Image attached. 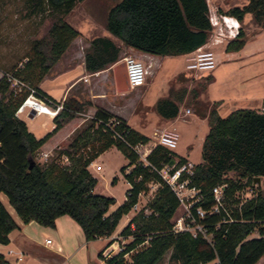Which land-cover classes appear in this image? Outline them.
Listing matches in <instances>:
<instances>
[{"label": "trees", "instance_id": "16d2710c", "mask_svg": "<svg viewBox=\"0 0 264 264\" xmlns=\"http://www.w3.org/2000/svg\"><path fill=\"white\" fill-rule=\"evenodd\" d=\"M25 1L29 13L57 14V17L48 27L47 38L34 39L25 61L0 76V195L6 196L20 219H34L52 227L58 215L68 214L78 222L84 238L90 240L111 234L122 214L137 202L139 193L148 191L150 182H156L152 196L119 231L130 236V240L103 257L105 264H156L169 248L181 264H254L264 253V191L257 188L249 197H241L238 191L251 184L255 175H264V97L261 108L239 106L225 115L217 111L218 100L212 102L207 114L209 127L201 144L202 159L194 163L188 180L189 185L198 187L200 194L190 206L194 220L204 225L209 239L198 231L196 234L189 230L174 231L172 217L179 199L158 170L171 159L169 165L175 168L186 158L156 143L146 154V162L143 161L132 145L147 142L150 137L123 117L98 107L88 122L73 131L66 146L59 149L58 157L65 154L68 164L59 163L58 158L47 162L36 158V150L46 138L82 112L87 102L73 96L65 98L52 116L51 130L36 137L15 113L26 92H14L6 73L27 80L39 94L56 101L37 82L79 34L64 15L80 0ZM246 12H251L253 20L264 27V0H247L226 9L238 20ZM104 24L124 44L159 54L191 51L207 40L211 29L207 0H117L108 8ZM245 41L240 24L224 49L237 50ZM90 46L85 53V67L89 71L118 58L120 47L106 36L93 37ZM211 78V74L205 75L206 81ZM197 93L196 87H171L169 95L156 100L155 109L163 117H173L178 113L179 102L189 104ZM111 116L119 120L116 128L121 137L113 136L102 122ZM112 145L127 158L119 170L130 186L125 199L107 212L114 196L93 191L97 178L87 165ZM229 170L236 172L235 178L226 175ZM115 180L113 175L111 181ZM223 182L227 185L221 205L214 210L212 187ZM197 206L205 210L203 216L196 212ZM145 207L150 211L145 212ZM17 225L0 196V242H8V232ZM252 232L256 235H251ZM126 253L130 259L125 257ZM98 254L102 256L101 252ZM0 264L12 262L0 252Z\"/></svg>", "mask_w": 264, "mask_h": 264}, {"label": "crops", "instance_id": "0c3cea01", "mask_svg": "<svg viewBox=\"0 0 264 264\" xmlns=\"http://www.w3.org/2000/svg\"><path fill=\"white\" fill-rule=\"evenodd\" d=\"M77 3L78 1L75 3L74 6H76ZM247 13L251 14V12H246L244 14L243 19L238 21L245 22ZM255 23L258 24L257 22ZM91 25L95 27V30H98V34L97 32H95V34L88 35L89 36L88 40H86L85 43H81L80 37L83 34L82 31L78 29L79 34L70 41L68 46L60 54L57 60L48 68V70L43 74L41 79L37 82V85L43 91H45V93H47L50 97L54 98L56 101H63L65 98L70 96H73L81 101H86L87 102L86 107H84V110L80 113H85L89 117L92 116L96 108L101 107L109 112H112L116 115L123 117L128 124L133 126L130 122H128V120L126 119V117H124L123 114H121L115 109L120 105L115 103L113 100L110 101L108 99V96L111 97V94L114 92H126L133 87L130 86V88L126 91H117L115 88L113 65L118 61H120V59H122L123 57L122 45L132 48L134 50V55L142 60L144 66L147 69L145 81L143 84H141L144 86L142 91H140L139 93L140 101L138 103L139 105H141V107L143 106V108L146 110L150 108L156 111L155 109L156 100L159 97L169 95V91L171 87L173 88L180 87L179 85L177 86L172 83L175 78L174 76L177 75L180 70L174 68L175 65L173 64V60L175 56L184 55V53L159 54V53L144 51L135 48L133 46L124 44L123 41L118 36L112 34L105 27V24L98 23L97 20H95V18L91 19ZM99 31H101V33H99ZM261 31H264V29H259L255 33ZM96 36H106L110 38L115 44H117L120 48L118 52V58L116 60L107 63L104 67L98 70L89 71L85 67V53L87 50L91 48L90 46L91 39ZM247 39L248 37H246V40ZM257 52H262L261 45L254 46L248 50L246 49V42H245L244 45L237 50L224 49V51H220V53L216 52V60H217L216 64L220 62H224L226 60L230 61V60H235L237 58L250 56ZM160 68H162V70L163 69L165 70V71L161 70L162 73L160 75L162 81L161 82L162 85H160V91H162V93L164 94L159 95L154 99L153 98L150 99L149 98V95L151 94L150 87L152 86V82L154 83L153 75H155L156 71L160 70ZM167 68L169 69V71L166 70ZM211 72H212L211 74L212 78L209 81H206L204 79L205 80L204 87H203V83H201L199 87H196L198 89V93L196 95V98L190 102L191 104H195V103L201 104L205 108H207L206 112L201 113L202 116L198 115L197 110H194L196 111L194 122L205 120L207 125V127L205 128L206 130H204L202 135H200L197 139L199 140L200 154H201L202 140L209 127L207 114L214 100H218V104L216 106L218 113L220 115H225L231 109L236 108V107L230 109L227 108L228 110H226V112L221 113L220 108L227 103H230V105H235L240 103L238 102V100L243 99L247 104L242 106L261 108V102L264 97V88H260L255 90L250 89L248 90V92H245L244 94L246 95L248 100L242 98L240 95L241 93L233 92L228 95L216 96V98H214L212 101H207L205 103L201 102L202 100L200 99L201 98L200 95L203 92H205L207 87L213 81V77H214L213 71L211 70ZM251 100L254 102V104L249 103ZM187 104L188 103H185L183 101L179 102L178 113L175 116L169 118L161 116L156 111L159 114V117H157L158 119L156 121V125L154 129L176 130L179 138V131L177 129V120L179 119V117H181L184 120H189L187 118V115L193 111L190 110ZM182 107H184V109ZM18 116L23 118L20 115V113L18 114ZM49 118L51 119L49 127L41 135H36L34 131H32V129L29 127L27 120H25V122L27 124L28 129L31 130L36 137H40L46 131L51 130V128L54 125L52 121V116L49 115ZM83 119H85V117H80L75 115L72 118H70L68 121H66L62 126H60L56 131L52 132L46 138V140L37 148L36 154H39L40 156L39 158H46L54 150L56 151V148L58 149L57 152H59V149L65 147L68 141L70 140L67 137L70 136V134L72 136L73 131L80 126ZM72 121L73 123L67 129L65 135L63 137H59L58 134L60 133V131L65 127V125H67L69 122L71 123ZM133 127L136 128L135 126ZM153 133L154 130L152 132V135ZM145 134H147L148 136L151 135L149 133H145ZM63 140L64 141L67 140V143L64 145H62ZM109 148H115L116 150L120 151L114 145H112L101 151L95 158H97L100 154H102L105 150ZM173 150H175L178 154L184 156L186 160H190L193 163L199 162L202 159L201 158L200 160H196L191 157V150H192L191 143L187 144L185 150L179 151L175 149V147L173 148ZM44 152L46 153L45 155ZM65 157L67 158V160H69L68 157L63 153L59 155L58 159L63 160ZM94 159L90 161V163L87 165V168L92 173V175H94L97 178L98 181V177L96 176L95 172L89 168L90 165L93 166L95 170H97L95 168V164L98 162L94 161ZM101 167L102 166L100 165L99 169H101ZM120 179L123 180V182L127 184V188H129L130 183L127 181V179L123 176L121 172L119 175L118 174L116 175V180L114 182L111 181V183L113 184L116 181H119ZM95 185L93 187V191L95 189ZM154 188L155 187H151L149 185L148 191L139 193L136 202L137 207H140L146 203L147 199L150 196H152ZM108 195L114 196L111 193ZM125 197L126 195L124 194L122 200L119 201V203H121L125 199ZM114 199L115 201L110 205L117 204L118 200L116 196H114ZM109 207L107 212L115 208L114 207L113 209L109 210ZM8 210L10 211V213L12 214L18 225L8 232V238H9L8 242L6 243L0 242V252H2L6 256V258H8L12 262V264H105L103 257H106L116 252L119 248L116 247L117 249L115 248L112 249L114 251L107 252L110 246L117 245L119 243L117 242V239L115 237L122 236L123 237L122 242H126L130 240L131 238L130 236H123L122 234L119 233V231L123 227V225L128 221V219L136 212L137 209L131 207L130 210L122 214V216L118 221V224L116 225L115 229L111 234L99 235L90 240H86L84 238L82 228L80 227L78 222H76L68 214L58 215L55 218V225L51 227V226H44L38 223L34 219L23 221L22 219H20V217L17 214L14 215L9 208ZM46 237L51 238L50 242H47L45 240ZM106 246L108 248L102 251V249ZM99 252H101L102 256L98 254ZM254 264H264V253L254 262Z\"/></svg>", "mask_w": 264, "mask_h": 264}, {"label": "rangeland", "instance_id": "374dc122", "mask_svg": "<svg viewBox=\"0 0 264 264\" xmlns=\"http://www.w3.org/2000/svg\"><path fill=\"white\" fill-rule=\"evenodd\" d=\"M115 1L117 0H81L78 1L77 5L74 6L71 11L64 15L68 22H70L75 28L82 31L83 35L80 37L81 43H85V41L88 40V35L95 34V32L98 34V30H95V27L91 25V19L95 18L98 23L104 24L107 10ZM246 2L247 0H207L209 13L217 14L226 13V9L232 5H242ZM56 17L57 14L37 12L29 13L25 0H0V76L5 70L7 71L12 69V67H17L25 61L26 57L29 55L34 39L42 36L46 38L48 37V27L51 22L56 19ZM240 24L244 27L246 37H248L245 41L246 49L249 50L254 46L261 45L262 52H257L250 56L237 58L235 60H226L224 62L217 63L211 69L214 76L213 81L207 87L205 92L200 95V99L202 100L201 102L205 103L207 101H212L216 98V96L228 95L233 92L241 93V97L248 100L244 94L245 92H248L250 89L255 90L264 88V31L255 33L259 29H264V27L256 24L252 20L250 13H247L245 22H240ZM99 33H101V31H99ZM225 43L226 41L223 40L222 42L212 44L215 53L224 51L223 47ZM122 54L135 56L134 50L125 45H122ZM185 63L186 58L183 55L175 56L173 60V64L175 65L174 68L180 70L179 73L174 76L175 78L172 82L174 85L186 87L187 89H190L191 87H199L200 84L205 81V75L212 74L211 70L204 72H189L185 69ZM161 70L162 68L157 70L155 75H153L154 83L152 82V86L150 87V99H154L155 97L164 94L160 91V85H162L160 77L162 73ZM166 70L169 71L168 68ZM162 71L165 70L163 69ZM143 86L144 85L133 86L126 92H114L111 94V97L108 96V99L110 101L113 100L115 103L120 105L115 109L123 114L128 122H130L137 129H140L142 132L151 134L149 136L151 140L149 145H151L156 139L155 136L153 137L152 132L153 130H157L154 128L159 114L150 108L146 110L143 106L141 107V105L138 104L140 101L139 93L142 91ZM20 92H23V90H20ZM238 102L240 103L235 105H230V103L225 104L220 108V112H226V110H228L227 108L230 109L247 104L243 99L238 100ZM249 103L254 104L252 100ZM187 106L191 111H193L187 115L189 120H184L181 117L177 120L179 138L175 149L179 151L185 150L187 144L191 143V157L193 159L200 160V145L199 140L197 139L200 135H202L204 130H206L205 128L207 125L205 120L194 122V117L196 115V111L194 110H197L198 115L202 116L201 113L206 112L207 108L198 103H190L187 104ZM182 108L184 109V107ZM20 115L23 117L22 119L27 120L29 127L36 135H41L45 130H47L51 122L49 115L45 113H35L33 117L28 115L26 116L24 112L20 113ZM76 116L85 117L80 126L88 122L90 118L85 113H78ZM72 123L73 121L65 125L58 136L63 137ZM67 138L70 139L71 134ZM66 143L67 140L62 141V145ZM57 151L58 149L56 148V151L54 150L46 158H39V154H36V157L42 162H47L51 158H58ZM94 161L100 163L102 166L101 169L95 170L93 166L89 165V168L93 170L98 177L94 192L103 194L111 193L116 196L118 204L125 194L127 184H125L121 179L112 184L111 178L113 175L120 174L119 167L127 162L126 157L122 152L116 150L115 148H109L95 158ZM59 163L68 164L69 160H64V162L59 160ZM226 175L228 177L235 178L236 172L229 170L226 172ZM260 178V185L251 183L249 186H245L243 189L238 191L240 196L249 197L257 191V188L264 191V175H261ZM0 196L5 205L14 215H16L14 209L8 203L6 196L4 194H1ZM188 201H191L190 196L178 205L172 220L182 217L183 221L190 222V219H188L186 215V205L188 206ZM117 204L110 205L109 210L113 209ZM251 235H256V232H252ZM115 238L119 243L117 245H112L109 248L106 246L102 249V251L108 248V251H106L112 252L114 251L112 249H117L118 247L120 248L123 243H127V241L122 242V236ZM129 253L125 254L127 259H130L128 255ZM156 264L181 263L179 259L173 255L172 249L169 248Z\"/></svg>", "mask_w": 264, "mask_h": 264}, {"label": "built area", "instance_id": "2783aa9c", "mask_svg": "<svg viewBox=\"0 0 264 264\" xmlns=\"http://www.w3.org/2000/svg\"><path fill=\"white\" fill-rule=\"evenodd\" d=\"M209 20L211 23V29L208 34L209 38L207 37V40L204 43L191 51L185 52L183 55L186 58V63L184 65L185 69L189 72H204L211 70L217 62L216 53L213 50L212 44L222 42L223 40L227 42L230 38L237 34L238 27L240 25V22L234 15L225 12L219 14L209 13ZM122 59L125 62L127 79L130 86H138L143 84L147 69L144 66L142 60L132 55H123ZM6 77L9 81L10 88L14 92H18L20 90L26 92L25 96L16 107L15 113L17 115L22 112L28 115V112L33 109L35 113H45L50 116H54L62 107V101H53L50 98L39 94L36 88L32 86L27 80L14 75L12 72H7ZM98 121H101V119H98ZM102 122L104 126H106L111 131L113 136L121 137L120 132L116 128V124L119 122L117 118L111 116ZM154 136L156 139L151 145H149L150 139L147 142H137L132 145L139 158L145 162L146 154L154 144L160 143L170 149H173L178 142V133L173 129L154 130L153 137ZM45 154L46 153L44 152V155ZM64 160H67V158L65 157L62 161L64 162ZM193 165L194 163L192 161L186 160L175 168H172V166L169 164H165L158 171L176 193L179 199V204L184 202V200L189 196L191 198V201H188V206L186 205V215L188 219H190V222L183 221L182 217H178L175 220H172V229L174 231L189 230L193 234H196L198 231L206 238H209V234L206 232L204 225L194 220L195 218L190 208L191 204L200 197L198 187L188 184L189 175H191L193 172ZM95 168L99 169L100 164L96 163ZM182 174L185 176L181 177ZM149 185L151 187H155L156 182H150ZM226 185L227 182H223L212 187L213 196L216 201L212 206V209L217 210L218 206L221 205L223 189L226 187ZM132 207L135 209L139 208L137 207L136 203ZM144 211L149 212L150 210L149 208L145 207ZM196 212L199 216H203L205 210L200 206H197ZM45 240L50 242L51 238L46 237Z\"/></svg>", "mask_w": 264, "mask_h": 264}, {"label": "water", "instance_id": "95a60500", "mask_svg": "<svg viewBox=\"0 0 264 264\" xmlns=\"http://www.w3.org/2000/svg\"><path fill=\"white\" fill-rule=\"evenodd\" d=\"M113 76H114V83L115 88L117 91H126L130 88V84L127 79L125 62L123 59L118 61L113 65ZM35 114V111L32 109L28 112V116L32 117ZM173 162V159L169 161V164ZM253 182L256 185H260L261 178L260 175H255L253 177Z\"/></svg>", "mask_w": 264, "mask_h": 264}]
</instances>
